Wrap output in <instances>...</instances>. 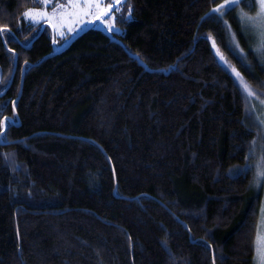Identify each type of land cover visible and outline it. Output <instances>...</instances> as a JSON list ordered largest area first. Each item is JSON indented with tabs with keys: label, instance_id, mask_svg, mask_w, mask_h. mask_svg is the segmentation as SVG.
<instances>
[{
	"label": "trees",
	"instance_id": "1",
	"mask_svg": "<svg viewBox=\"0 0 264 264\" xmlns=\"http://www.w3.org/2000/svg\"><path fill=\"white\" fill-rule=\"evenodd\" d=\"M121 1L56 49L0 0V264H253L264 128L229 66L264 101L254 1Z\"/></svg>",
	"mask_w": 264,
	"mask_h": 264
},
{
	"label": "rangeland",
	"instance_id": "2",
	"mask_svg": "<svg viewBox=\"0 0 264 264\" xmlns=\"http://www.w3.org/2000/svg\"><path fill=\"white\" fill-rule=\"evenodd\" d=\"M254 1V9L251 13H244L240 15L239 20L243 26V30L248 32L253 38L252 48L260 54V58L264 59V24L257 18V14L261 11L260 0ZM234 0H225L221 5L226 7L234 4ZM99 4L97 8L96 5ZM63 7H60V6ZM73 5H78L73 7ZM91 5V7H86ZM114 7V10H113ZM125 5L121 0H40L39 5L36 7H30L24 11L28 12H43L46 15L36 16L35 19L23 18L32 22H36L40 27H44L48 33L55 39V48H62L68 40H70L75 34L86 28L87 26H98L105 31L113 35L118 32V27L115 26L114 20L117 15L123 14ZM251 18V19H250ZM229 38L233 46L238 52L241 51L239 42L228 27ZM217 57L220 60H224V57L216 51ZM223 57V59H221ZM224 62V61H223ZM225 63V62H224ZM230 67V71L234 74L238 82L242 79L237 76L236 70ZM244 88V83H241ZM255 96L250 95V100L255 103L257 115L260 117L264 128V103L263 100H254ZM264 132V129H263ZM256 163L260 168L255 167L254 180L260 181L264 186V177L261 179L262 173H264V163L261 160H256ZM255 163V164H256ZM264 176V175H263ZM257 234L255 238L253 264H264V197L260 206V216L258 220ZM258 236L262 239L258 242Z\"/></svg>",
	"mask_w": 264,
	"mask_h": 264
},
{
	"label": "snow or ice",
	"instance_id": "3",
	"mask_svg": "<svg viewBox=\"0 0 264 264\" xmlns=\"http://www.w3.org/2000/svg\"><path fill=\"white\" fill-rule=\"evenodd\" d=\"M37 3L40 2V0H36ZM235 3H238L239 0H234ZM78 5H73V7H77ZM60 7H63L62 5ZM86 7H91V5H86ZM96 7H99V4L96 5ZM225 7V5H221L220 8L214 9V11H220L221 8ZM260 8L261 11L257 14V18L262 22V24H264V0H260ZM46 15V13L43 12H33L32 10H29L28 12L24 13L25 18L28 19H35L36 16H43ZM251 19V18H250ZM221 59H223V57H221ZM233 71H235V69H233ZM237 76H239V73H236ZM241 83H243V81H241ZM244 88L245 91L248 92L249 95H253L251 89L249 88V86L247 84H244ZM262 103H264V101H262ZM262 175H264V173H262ZM262 238L258 236V242L261 240Z\"/></svg>",
	"mask_w": 264,
	"mask_h": 264
}]
</instances>
